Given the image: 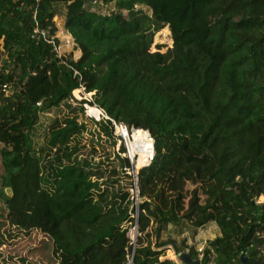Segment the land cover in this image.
I'll return each mask as SVG.
<instances>
[{
  "label": "trees",
  "instance_id": "obj_1",
  "mask_svg": "<svg viewBox=\"0 0 264 264\" xmlns=\"http://www.w3.org/2000/svg\"><path fill=\"white\" fill-rule=\"evenodd\" d=\"M90 1L0 0V85L10 84L0 91V248L16 231L39 230L57 264H185L164 257L168 246L193 264H240L242 255L264 264V0H97L103 11ZM61 6L80 52L63 63L31 37L33 11L52 34ZM165 25L172 46L151 52ZM80 83L92 95L72 106ZM84 104L107 116L94 122L112 146L121 139L113 121L148 131L153 153L137 169L136 207L123 142L106 168L83 155ZM52 108L39 146V116ZM183 141L209 164L214 185L190 198L213 200L194 222L183 209ZM208 222L218 233L201 252L162 235Z\"/></svg>",
  "mask_w": 264,
  "mask_h": 264
},
{
  "label": "rangeland",
  "instance_id": "obj_2",
  "mask_svg": "<svg viewBox=\"0 0 264 264\" xmlns=\"http://www.w3.org/2000/svg\"><path fill=\"white\" fill-rule=\"evenodd\" d=\"M62 13L57 16L56 27H57V35L61 43L62 50L65 54L70 51L73 52L74 58H78L80 52L75 47L72 37L63 27V15H64V6L60 7ZM112 9V5L108 7ZM172 46V38L171 33L169 31L168 26H163L158 31H156L153 35L152 43L150 45V51H160L165 52L168 48ZM7 57L6 52L0 46V66ZM7 93V92H5ZM69 103L72 106H78L77 103H74L72 100H69ZM84 112L83 114L79 113V121L83 120L86 125V131L83 133V137L81 142L85 144V148L83 149V155L91 156L93 159V163L100 164L102 168L108 167L111 159L113 158V153L119 149L121 146V142L125 145L123 139L117 141L115 146L111 145V141L105 135H98L99 129L95 124L94 120H98L99 116H94L89 114L87 111L86 104L83 106ZM62 111L65 112L66 108L62 107ZM55 108L50 109V111L43 113L39 116V122L36 128V137L35 141L40 146L43 141V134L45 128L50 121L51 118L55 115ZM93 145L94 152H91V146ZM128 148H130L128 146ZM90 154V155H89ZM178 158L181 161V169H180V179L182 188L184 191V213L186 220L190 222H194V220L198 219V214L207 210L205 206H209L213 203L211 201H201L197 200L195 205L190 203V198L193 196L202 198L203 195L208 196L206 189H213L210 183H207V171L209 169V164L203 162L199 159L198 155H196L192 150L189 149L185 141L181 143V149L178 153ZM2 176L3 171L0 167V190L2 187ZM6 190V189H5ZM133 197H134V207L137 204V196L135 195V191L133 188L130 189ZM11 195V194H8ZM3 205L2 196L0 194V206ZM135 214V213H134ZM216 225L213 222H208L205 226L198 228L195 233L192 232H183L180 235L177 234V230H174L172 226H168V231L171 229L170 233L163 232L162 235L165 237L166 235L172 236L177 241H179L182 237H186L190 244L195 245V247L203 248L205 242L208 239H211L216 235ZM185 230V229H184ZM136 228L131 227L128 230V235L132 240V243L135 242ZM41 234L39 230H33L29 235L24 232H15V236L13 238H7V241L0 248V264H57V261L53 258L51 254V244ZM164 257L170 258L175 261H179L177 255L174 253L173 249L168 246L164 252Z\"/></svg>",
  "mask_w": 264,
  "mask_h": 264
},
{
  "label": "built area",
  "instance_id": "obj_3",
  "mask_svg": "<svg viewBox=\"0 0 264 264\" xmlns=\"http://www.w3.org/2000/svg\"><path fill=\"white\" fill-rule=\"evenodd\" d=\"M89 5L94 10L99 9V10L103 11V10H105V8H107L106 4H103L102 2H99L97 0H91ZM56 18H57V16L54 17V19H53V21L55 22V25H56V20H55ZM32 20H33L34 25L32 27L31 37L35 38V39L41 38V39L45 40L51 46V49L55 53L57 58L63 63L64 62L63 57H64L65 53L62 50L61 43H60V40H59L58 35H57V31L55 33L51 34L49 31V28H41L38 25V22L36 20L35 10L32 13ZM76 73L77 72L74 71V74H76ZM9 89H10V84H8V83H3L0 85V91L3 93L8 92ZM91 95H92V93H86L84 91V87L80 83L79 87L73 91L72 98L70 100H72L74 103H77V101H79L80 99H90ZM36 104L39 105L40 102H37ZM99 112H100V114H99L100 117L104 116L105 118H107V116L102 112L101 109H99ZM113 126L116 130V134H118L120 136V138L124 140L125 147H126V154H127L128 158L130 159V162H131V160H133V158L131 156L130 148H128V146L130 147V145H131L133 130H135V129H133V128L129 129L125 124L116 123L114 121H113ZM149 162H150V160H149ZM130 172H131V170L129 171V174H130ZM131 175L133 176V174H131ZM133 181H134V176H133ZM133 191H135V195L137 196V188L135 187V182H134ZM263 198H264V194L262 196H260V199H263ZM134 217L135 218L137 217V212L134 214ZM198 251L201 252L202 249L198 248Z\"/></svg>",
  "mask_w": 264,
  "mask_h": 264
},
{
  "label": "bare ground",
  "instance_id": "obj_4",
  "mask_svg": "<svg viewBox=\"0 0 264 264\" xmlns=\"http://www.w3.org/2000/svg\"><path fill=\"white\" fill-rule=\"evenodd\" d=\"M87 106V111L89 114L94 116H99L100 112L99 109L94 106ZM130 153L133 158V162L136 165V168L142 166L149 162L152 153V139L149 136L147 130L143 129H135L133 130V135L131 139L130 145Z\"/></svg>",
  "mask_w": 264,
  "mask_h": 264
},
{
  "label": "water",
  "instance_id": "obj_5",
  "mask_svg": "<svg viewBox=\"0 0 264 264\" xmlns=\"http://www.w3.org/2000/svg\"><path fill=\"white\" fill-rule=\"evenodd\" d=\"M134 129V128H133ZM132 129V130H133ZM131 163H132V166H131V172H130V174H133V176H134V182H135V187L137 188V183H136V174H137V169L138 168H136V165H135V163L133 162V160H131ZM149 163V162H148ZM148 163H146V164H148ZM146 164H144V165H146ZM143 166V165H142ZM139 167H141V166H139ZM6 193L7 194H11V190H10V188H6ZM137 194H138V189H137ZM8 207V206H7ZM135 228H136V226H134ZM133 245H134V242H133ZM177 258L181 261V262H183V263H185V264H193L194 263V260H192L191 258H190V256L188 255V253L187 252H181V253H179L178 255H177ZM245 258H246V256H244V255H242L241 257H240V264H243V262H244V260H245ZM129 264H130V261H129Z\"/></svg>",
  "mask_w": 264,
  "mask_h": 264
},
{
  "label": "crops",
  "instance_id": "obj_6",
  "mask_svg": "<svg viewBox=\"0 0 264 264\" xmlns=\"http://www.w3.org/2000/svg\"><path fill=\"white\" fill-rule=\"evenodd\" d=\"M215 227H216V226H215ZM215 229H216V234H217V233H218V228L216 227Z\"/></svg>",
  "mask_w": 264,
  "mask_h": 264
}]
</instances>
